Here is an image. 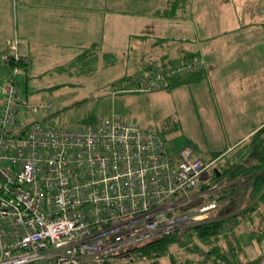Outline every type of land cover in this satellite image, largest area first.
Here are the masks:
<instances>
[{
    "label": "built area",
    "instance_id": "1",
    "mask_svg": "<svg viewBox=\"0 0 264 264\" xmlns=\"http://www.w3.org/2000/svg\"><path fill=\"white\" fill-rule=\"evenodd\" d=\"M204 67L190 55L124 79L112 95L157 92ZM2 93L0 264H122L133 247L220 220L212 214L226 202L205 201L218 187L201 190L211 164L190 147L168 153L162 134L117 116L77 129L22 126L20 108L46 117L53 105L22 106L12 78Z\"/></svg>",
    "mask_w": 264,
    "mask_h": 264
},
{
    "label": "rangeland",
    "instance_id": "2",
    "mask_svg": "<svg viewBox=\"0 0 264 264\" xmlns=\"http://www.w3.org/2000/svg\"><path fill=\"white\" fill-rule=\"evenodd\" d=\"M201 1L198 0V3ZM214 2L215 0H210L209 4ZM235 2L236 0H228L226 8L232 11L236 5ZM122 41V39L112 40L106 43V48L109 50L110 44L118 47L114 51L116 52L115 62L109 63L110 60L104 59L103 53L107 52L104 50L100 52V58L89 60L91 63L89 70L66 67L76 58L75 54L81 52L65 50L60 53L59 50H54L50 56L45 53L43 56L39 55V60L35 58L26 78V92H24V86L20 88L22 93L20 101L32 106L51 103L53 108L48 115L54 114L49 119L52 126L61 125L77 129L87 121L94 122L101 118L105 122L117 116L122 121L137 124L141 128H152L164 136L168 153H175L187 146L205 162L210 163L211 167L201 178L203 184H209L214 171L223 172L227 162L235 163L238 156L235 159L233 156L242 151L244 145L246 146L250 140L251 131L257 129L264 121V98L259 100L249 98L239 107L234 105L230 95L223 91L228 80L224 67H228L229 72L236 70L237 58L231 59L234 55L232 51L234 46L230 49L231 54L228 56L229 59L225 60L226 62L220 64L215 62L219 65L218 70L215 71L219 76L215 77L212 83L213 90L206 79L202 81L201 92H199L200 89L191 85L195 82L186 83L184 80L180 86L169 90L113 96L114 84L125 77L132 78L134 74H140L142 71L139 64L132 61V55H128L126 50L119 48ZM217 45L219 50L228 49L229 51L230 45L225 41ZM43 48L47 49L46 46ZM253 60L251 59V65L247 64V71L255 69ZM63 65H66V69L59 68ZM260 76L261 74L258 73L256 78ZM244 79L246 78H238L240 82ZM1 83L0 80V85ZM254 84L252 81L249 84L252 90L256 89ZM214 90L217 96L214 95ZM1 96L0 93V98ZM23 116L20 120L22 126L35 120L42 121L44 115L40 114L39 117L34 118L29 115L28 118ZM219 154L221 156L216 160ZM239 181L250 184V180L246 177L240 178ZM239 181H230L225 176L214 184L218 190L213 194L226 190L230 184ZM209 195L205 201L213 200L209 198ZM216 202L221 203L223 200H216ZM249 202L250 195L243 197L237 205L231 206L232 211L227 214L228 217H220L224 207L212 214V217L219 219L229 218L228 224H232L231 228H226L230 230L226 233L229 234V238L222 237L219 241H210L205 244L196 237H190L187 245L172 246L169 253L158 259L156 264H173L171 258L174 259V264L199 263L212 246L220 245L226 252L230 251V242L236 245L240 262L247 263L258 259V264H264V204L253 214V219L243 218L241 215L250 207ZM251 235L254 236V240ZM257 238H259L258 241L255 240ZM122 264H152V261L128 258Z\"/></svg>",
    "mask_w": 264,
    "mask_h": 264
},
{
    "label": "crops",
    "instance_id": "3",
    "mask_svg": "<svg viewBox=\"0 0 264 264\" xmlns=\"http://www.w3.org/2000/svg\"><path fill=\"white\" fill-rule=\"evenodd\" d=\"M209 1L0 0V80L7 75L3 60L14 49L15 38L20 42L19 53L28 62L25 78L43 53H77L97 44L101 51L115 54L118 47L110 44L109 50L106 43L122 39L119 48L132 55L141 69L190 54L202 56L206 64L202 77L191 84L201 92L204 79L213 90L212 83L219 76L216 63L226 62L234 46L231 59L237 58L236 70L229 72L224 67L228 80L223 91L239 107L249 98H264V0H236L232 11L226 8L228 0ZM223 41L230 45L229 51L219 50L217 43ZM251 59L255 69L247 71ZM258 73L261 76L256 78ZM239 77L246 79L240 82ZM263 125L264 121L250 135Z\"/></svg>",
    "mask_w": 264,
    "mask_h": 264
},
{
    "label": "trees",
    "instance_id": "4",
    "mask_svg": "<svg viewBox=\"0 0 264 264\" xmlns=\"http://www.w3.org/2000/svg\"><path fill=\"white\" fill-rule=\"evenodd\" d=\"M186 1L187 0H173V2H175L173 4H176L177 2L185 4ZM262 25L264 31V23ZM100 52L101 49L100 47H98L97 44L92 45L91 47H88V49H85L81 53H79L77 57L73 59L67 67H72V68L80 67L79 69L82 68V70L83 69L89 70L88 68H91L89 66V64H91L89 60L100 58L101 57ZM13 53L14 50H12L11 54H9L8 57H4L5 60H3V62L6 65L5 67L7 68L8 71H7V75L1 79L2 81L0 85V93L2 94L1 100L4 97V94L2 93V86L7 80L12 78L14 79L17 87V91L19 92V103L23 106L27 104L23 103V101H20L22 94L20 92V88L24 86L25 87L24 92H26L27 80L23 75H25L28 70V62L25 57H21V60L17 61L15 58H13ZM190 55H198V54H190ZM103 57L106 61L110 60L109 63H113L116 61L114 54L103 53ZM185 57L181 59H184ZM179 60H174V61H179ZM174 61L167 60V61H162L160 63H156L154 65L152 64L142 69L141 72H145L148 69L156 68L158 66L168 65V63H172ZM15 67L23 69V73H21V75L18 74L17 76H14L13 69ZM203 70L197 74H193L190 77H186L184 79L171 80L170 82H168V84L164 89L169 90L177 86H180V83H182V81L184 80L186 83L197 82L201 79ZM136 75L137 74H134L133 77H135ZM126 78L128 77H125V80ZM123 81L124 79L121 80L119 83H122ZM119 83L114 84L113 87L118 85ZM23 109L24 107L20 108V112H18V115H20L21 120H22L21 118L22 115H24L23 117H27L26 110L24 109L23 111ZM53 115L54 114L46 115V117L42 118V122L50 125L49 119H51ZM91 123L92 120L90 122L87 121L82 125H87ZM57 126H61V125H57ZM220 156L221 154L217 155L216 160ZM233 157L234 159L237 157L234 161L235 163L227 162L226 163L227 166L226 168L223 169L224 170L223 172H220L219 170L214 171L213 173L214 176L211 179L210 183L207 185L202 183L201 190H206L208 187L212 186L213 184H216V182L220 181L225 176H227L230 181L232 180L239 181L240 178L243 177L248 178L250 180V184H248V182L246 184H243L240 183V181L234 184L232 183L230 184L228 189L220 191L217 194L212 193L209 195V198L217 201L223 200V202H226V204L223 206L224 207L223 210H221L220 213V217H224L227 216V214H229L232 211L231 209L232 205H237L243 197L245 196L248 197V195H250V202H249L250 207L242 213L241 217L253 219L254 218L253 214H255V212L260 209L262 204H264V125L261 126V129H259L257 132H255L253 135L250 136V140L247 142L246 146L244 145L242 151H239V153ZM228 219L229 218H225V219L220 218V220H212L209 221L208 223L188 228L183 233H175L174 235H165L162 238L153 240V242L144 244L142 246L133 247L127 250L125 254H127L132 260H138V261L151 260L152 264H156L158 259L165 257L169 253V249L172 246L178 245L183 247L187 245V241L190 239V237L191 238L196 237L197 240L205 244H208L210 241L211 242L219 241L220 238L222 237L227 238L229 234L226 233L230 231L227 230L225 227L229 223ZM263 237H264V233H263ZM251 238H253L254 240L253 235H251ZM255 240L258 241L259 238ZM227 241L230 242V240ZM229 246H230V251L227 252L220 245L212 246L210 250L205 254L202 262L193 263V264H258V259H255V261H250L247 263L240 262L238 259V252L236 249V245L230 242ZM171 262L173 264L175 263L173 258H171Z\"/></svg>",
    "mask_w": 264,
    "mask_h": 264
},
{
    "label": "bare ground",
    "instance_id": "5",
    "mask_svg": "<svg viewBox=\"0 0 264 264\" xmlns=\"http://www.w3.org/2000/svg\"><path fill=\"white\" fill-rule=\"evenodd\" d=\"M13 42H14V44H15L16 42H19V41H18V39L15 38Z\"/></svg>",
    "mask_w": 264,
    "mask_h": 264
},
{
    "label": "water",
    "instance_id": "6",
    "mask_svg": "<svg viewBox=\"0 0 264 264\" xmlns=\"http://www.w3.org/2000/svg\"><path fill=\"white\" fill-rule=\"evenodd\" d=\"M218 175H220V174H218Z\"/></svg>",
    "mask_w": 264,
    "mask_h": 264
}]
</instances>
